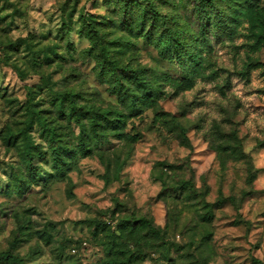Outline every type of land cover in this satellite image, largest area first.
<instances>
[{
	"label": "rangeland",
	"instance_id": "374dc122",
	"mask_svg": "<svg viewBox=\"0 0 264 264\" xmlns=\"http://www.w3.org/2000/svg\"><path fill=\"white\" fill-rule=\"evenodd\" d=\"M241 2L0 0V264H105L112 232L135 264H264V0L209 29Z\"/></svg>",
	"mask_w": 264,
	"mask_h": 264
},
{
	"label": "trees",
	"instance_id": "16d2710c",
	"mask_svg": "<svg viewBox=\"0 0 264 264\" xmlns=\"http://www.w3.org/2000/svg\"><path fill=\"white\" fill-rule=\"evenodd\" d=\"M120 1H131V0H120ZM145 2H147V4H149V0H143ZM216 0H193V8L195 11L198 12V16L200 19H202L203 21L206 20L208 14L205 10V6L208 3H213ZM245 2H241L242 4H235V9H236V13L235 14H231V16H229V21H225L227 24H225V27H221L220 23L218 22H210L209 25H206L207 28H213L216 29L218 32V34L220 35H226L228 38H232L233 35L235 34V30L238 26V18L240 16V14H244L243 16H246L247 18H251L250 15V11L252 9V7L255 5L254 3L250 2V0H245ZM217 13L219 14L220 11H217ZM218 14H216V17L218 18ZM221 16V14H220ZM221 23L223 22L222 19L220 21ZM253 26V25H252ZM87 27L90 28L91 25L90 23L87 24ZM249 34L257 35V39H260L261 35L264 34V27H263V31L260 34H257L255 30V28L253 27H249ZM178 33L181 32L180 29L177 30ZM173 31L171 32L170 29H168L166 31V38H165V43L166 46L165 48H163L161 50V54L162 56L165 57H171L172 56V51L170 50L172 47H174L175 45H177V41H174L173 39ZM205 36V34H204ZM202 45H208V40L207 39H203L202 40ZM97 46V43H94L93 48ZM105 58L103 59V57H101V59L99 60V63H101V67L104 68V64H105ZM107 71H112L113 74L115 73V69L111 68H106ZM134 81L136 82V84L138 86H145V82L139 77L136 76L134 77ZM120 92V91H118ZM120 94V93H119ZM124 96V95H123ZM149 95L143 97L148 98ZM138 97L136 95H132V96H126L125 97V102L126 104L129 106V108L131 110H135L138 109L137 107V101H138ZM142 99V98H141ZM59 111L61 113H64L65 111L67 112L68 117H74L75 121L78 123V125H80V121H79V114H78V108L76 107V104L74 103L73 100H70L69 106H67L66 108L63 106L62 103L59 104ZM30 118L32 119V115H30ZM105 120L108 121V119L106 117H104ZM112 123H114L112 121ZM92 126H95V121H92ZM82 132L81 131V137H82ZM22 146V150L23 152H26L28 154V157L31 156V146L29 142L24 143ZM79 147L83 150L84 153H86L89 149H87L85 147L84 144V140L83 138L79 139ZM71 152V149L66 147L65 143H62L59 141L58 138L56 137H51L50 140V154L49 157L52 159V167L55 170H62L63 167V163H64V156L68 153ZM116 204H120L118 200H116ZM129 224H138V228L141 230H145L146 233L152 235L155 238H162V231L161 228L158 227L157 225L154 224V222L147 217V215L145 214H141L139 216H129V217H125L121 220V227H126ZM132 230H129V232L132 234L134 233L135 229L131 228ZM112 238L114 239L113 242H111L110 244H103V248L105 250V255H106V260H105V264H135L136 262L140 261L143 259V254L136 252L134 249L130 248L129 246H126L121 248V246L119 245V240H115V238L117 237L115 232L111 233ZM0 260H12V261H16L17 257L13 256L10 253H1L0 254Z\"/></svg>",
	"mask_w": 264,
	"mask_h": 264
}]
</instances>
